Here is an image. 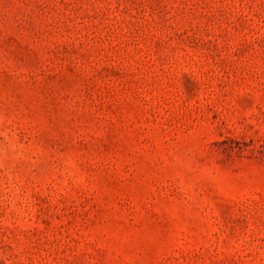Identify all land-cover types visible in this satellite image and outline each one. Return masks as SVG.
<instances>
[{
    "label": "rangeland",
    "instance_id": "374dc122",
    "mask_svg": "<svg viewBox=\"0 0 264 264\" xmlns=\"http://www.w3.org/2000/svg\"><path fill=\"white\" fill-rule=\"evenodd\" d=\"M0 264H264V0H0Z\"/></svg>",
    "mask_w": 264,
    "mask_h": 264
}]
</instances>
